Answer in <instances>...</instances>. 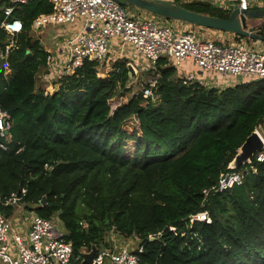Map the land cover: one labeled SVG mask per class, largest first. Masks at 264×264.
I'll return each instance as SVG.
<instances>
[{"label": "trees", "instance_id": "1", "mask_svg": "<svg viewBox=\"0 0 264 264\" xmlns=\"http://www.w3.org/2000/svg\"><path fill=\"white\" fill-rule=\"evenodd\" d=\"M170 1L230 14L201 0ZM53 8L33 0L14 12L25 29L8 79L0 67V104L11 123V141L0 136L8 144L0 148V212L14 217L18 205L5 200L20 192L23 209L64 223L75 257L114 232L139 239V264H264V162H255L257 170L244 165L240 185L207 199L203 192L264 124V77L225 88L184 83L162 57L148 71L157 83L147 95V81L140 91L130 83L127 57L115 58L107 77L98 74L102 62L87 58L51 93L37 84L43 69L53 71L49 51L31 32ZM4 18L0 11V25ZM258 32L264 35V23ZM203 210L211 221H190Z\"/></svg>", "mask_w": 264, "mask_h": 264}, {"label": "built area", "instance_id": "2", "mask_svg": "<svg viewBox=\"0 0 264 264\" xmlns=\"http://www.w3.org/2000/svg\"><path fill=\"white\" fill-rule=\"evenodd\" d=\"M33 0H0V11L5 18L0 25L6 38L0 40V67L4 69L5 79L12 74L11 53L19 48V36L24 31L23 21L14 12L18 5ZM53 11L38 15L32 24V30L48 25L79 24L80 29L60 47L65 57L61 65L56 64L55 54L49 51L47 68L54 70L61 66L64 73H73L83 65L87 58L103 62L110 54L111 43L121 39L123 44L131 45L134 51L145 56L151 66L167 57L175 66L191 60L202 70L216 71L223 76L264 77V52L252 49L241 41H216L198 38L192 31L175 32L174 26L157 23L152 18L131 16L124 5L116 0H50ZM191 2L194 0H179ZM227 9L239 7L248 10L258 6L256 0H201ZM69 61V63H67ZM55 66V67H53ZM184 83L197 80V75L184 72ZM147 95L152 93L157 77H150ZM10 115L0 104V136L10 142L8 130L11 128ZM261 126V125H260ZM259 126V127H260ZM256 128L264 140V134ZM0 148L7 149L8 144L0 140ZM255 162H264V149L254 154L248 168L257 170ZM222 171L216 184L204 188L205 199L215 191H223L244 182L242 170ZM23 191H26L25 189ZM21 197L13 193L5 200L6 205H18ZM21 211L17 220L0 212V264H74L83 261L82 253L74 256V246L68 240V230L57 218H46L34 212L29 218ZM211 221L209 212L203 210L190 215V221ZM120 236V235H119ZM122 237V236H121ZM107 242V243H106ZM106 242L97 248L92 264H139L143 246H135L129 241ZM84 248L82 252L89 251Z\"/></svg>", "mask_w": 264, "mask_h": 264}, {"label": "water", "instance_id": "3", "mask_svg": "<svg viewBox=\"0 0 264 264\" xmlns=\"http://www.w3.org/2000/svg\"><path fill=\"white\" fill-rule=\"evenodd\" d=\"M124 6L135 5L146 11L159 15L166 19L181 20L194 25L212 28L222 31L232 32L238 36L252 38L264 41V35L255 32L253 26H249V21L257 18H264V7H256L248 10H241L234 7L230 10L228 17H219L191 10L181 3L170 0H116ZM130 76L133 77L137 73L134 64L129 63ZM264 149V140L257 130L247 138L240 147L236 157L231 162L232 169H241L244 165L251 162L254 154ZM247 172L246 169L243 171ZM21 197V193L18 192ZM47 195L41 200V205L47 204ZM60 212H62L60 210ZM98 246L92 245L89 251L82 252L83 263L92 264Z\"/></svg>", "mask_w": 264, "mask_h": 264}, {"label": "rangeland", "instance_id": "4", "mask_svg": "<svg viewBox=\"0 0 264 264\" xmlns=\"http://www.w3.org/2000/svg\"><path fill=\"white\" fill-rule=\"evenodd\" d=\"M258 1H260V0H256V2H258ZM125 7L131 16L143 17L144 15L140 14L139 12L143 11V13H145V11H146L142 8L135 6V5H129V6H125ZM147 12H148L149 17L152 18L153 20H155L157 23H162L164 20L169 21L171 23V25L174 26L175 32H179V33L182 32L183 29H185L184 27L186 25L190 26V27L193 26V27H191V29H192L191 31L195 32L198 38H202V39L208 38V39H213L216 41H224V39H217V38H219V36H218L219 32L217 29L206 28V27L194 25V24H191V23H188L185 21H181V20L166 19V18H163L159 15L151 13L149 11H147ZM263 23H264V18L252 19L249 21V26H253V29L255 30V32H257L259 27ZM53 31H55V34H53ZM219 31H222V30H219ZM224 32L229 36H233L232 32H228V31H224ZM31 34L34 38H40L42 43L44 44V47L51 50V52H53V54H55L56 52L59 51L60 45L63 44L64 41H66L67 39H70L74 35L73 32H71L67 28V25H52V24L45 26V27H42V28L33 29ZM242 41L247 42V44L250 45L249 47H251L252 49H255V50L260 49L258 47V45L253 44V41L254 42L257 41L255 39L243 37ZM262 49H264V48H262ZM111 52L112 51H110V54H111ZM110 54L105 59V62L99 67L98 74L101 77H107L108 76V73L111 70L112 64L116 60L115 58H119V57H116L115 55L110 56ZM67 63H69V61H67ZM53 67H55V66H53ZM63 70L64 69L61 66L55 67V69L52 72H48V71H46V69H43V71H41L40 74H38L39 75L38 76V82H37L38 86L44 87L47 91H49L51 93L55 92L60 85L59 80L63 76ZM148 71L149 70H143L142 71V69H141V71L137 70V73L135 74V76L131 77L130 83L133 85L135 91H140L143 89L146 81L150 77L148 74ZM238 78L244 79L243 75H239ZM210 82L211 83L214 82L213 78H210ZM211 85H216V83L211 84ZM218 85L220 86V88L226 87L224 85L223 86H221L220 84H218ZM134 123L135 122L130 123V126H132ZM259 129L264 134V124H262L259 127ZM244 169L245 168L242 167L241 169H233V170L244 171ZM246 170H247V168H246ZM23 207H24L23 204L18 203V206L16 207V214L20 213V211L24 210V213L22 216L29 218L35 212V211H31L29 208L23 209ZM107 240L110 243L126 240L127 242L129 241L131 247L135 246L136 245L135 243L140 242L137 237H123V236L121 237V236L117 235V233H114V232H111L107 235Z\"/></svg>", "mask_w": 264, "mask_h": 264}, {"label": "crops", "instance_id": "5", "mask_svg": "<svg viewBox=\"0 0 264 264\" xmlns=\"http://www.w3.org/2000/svg\"><path fill=\"white\" fill-rule=\"evenodd\" d=\"M262 5H264V0H260L258 3V6H262ZM223 8H225V7H223ZM139 13L143 14L144 15L143 17L150 18L147 11H145V13H143V11H141ZM162 23H166V24L171 25V23L167 20H164ZM191 27H193V26H191ZM191 27L186 25L184 27L185 29H183V31H191L192 30ZM67 28L71 32H73V34H75L77 31H79L80 25L79 24H69V25H67ZM218 32H219V34H218L219 38H217V39H224L225 41H228V42L237 41L236 36H235L236 34H234V33H232L233 36H229L224 31L218 30ZM53 34H55V31H53ZM241 42H244V41L241 40ZM244 43L247 44V42H244ZM19 44H20V36H19ZM253 44L258 45V47L260 48L259 50L264 52V49H262V48H264V41H262V42H261V40H257L255 42L253 41ZM62 45L63 44H61L60 47ZM248 46H250V45H248ZM47 50L51 51L49 49H47ZM110 51H112L110 56L115 55L116 57H119V58L120 57H127L130 60V63L134 64L138 71H141V69H142V71L143 70H149L151 67V63L148 61V59L146 57L136 53L131 45L123 44V42L119 38L114 39L112 41ZM55 58L57 60L56 64L58 63L57 65H61L60 63H62L63 60L65 61V57L63 56V54H61L60 49L58 52L55 53ZM104 62H105V60L102 62V64ZM184 72L195 73L197 75L198 81H201V82L208 84V85L216 83V85H214V86H218V87H220L218 84H220L221 86H223V85L224 86H231V85H234V84L243 80V79H239L238 76H233V75L220 76L216 71H205L204 72L197 65H195L193 63V61H191V60H186V61L182 62V64L178 67V72H177L178 76L182 77ZM214 72H216L217 75L214 74ZM243 77H245V76H243ZM210 78H213V80H214L213 83L210 82ZM211 86H213V85H211ZM19 215L20 214L17 213L14 216V219L17 220Z\"/></svg>", "mask_w": 264, "mask_h": 264}]
</instances>
